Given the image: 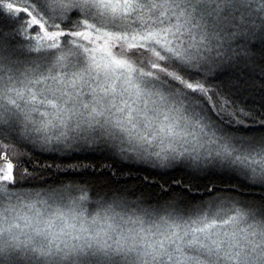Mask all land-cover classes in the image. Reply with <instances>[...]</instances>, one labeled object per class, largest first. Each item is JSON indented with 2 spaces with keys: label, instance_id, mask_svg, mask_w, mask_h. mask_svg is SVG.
<instances>
[{
  "label": "snow or ice",
  "instance_id": "snow-or-ice-1",
  "mask_svg": "<svg viewBox=\"0 0 264 264\" xmlns=\"http://www.w3.org/2000/svg\"><path fill=\"white\" fill-rule=\"evenodd\" d=\"M0 264H264V0H0Z\"/></svg>",
  "mask_w": 264,
  "mask_h": 264
},
{
  "label": "trees",
  "instance_id": "trees-1",
  "mask_svg": "<svg viewBox=\"0 0 264 264\" xmlns=\"http://www.w3.org/2000/svg\"><path fill=\"white\" fill-rule=\"evenodd\" d=\"M120 167H121V165H119V164H114V168L119 169ZM125 170H126V167H125ZM149 191H153V190H149ZM154 191H158V189H155Z\"/></svg>",
  "mask_w": 264,
  "mask_h": 264
}]
</instances>
